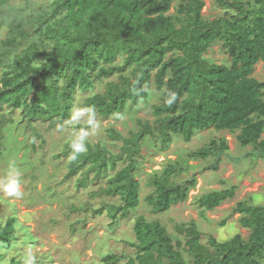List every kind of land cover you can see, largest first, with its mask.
Here are the masks:
<instances>
[{"label": "trees", "instance_id": "obj_1", "mask_svg": "<svg viewBox=\"0 0 264 264\" xmlns=\"http://www.w3.org/2000/svg\"><path fill=\"white\" fill-rule=\"evenodd\" d=\"M13 1L0 0V157L5 158L9 148L24 147L17 138L7 143V131L21 130L14 124L17 112L36 149V140L42 137L37 123L53 126L68 121L79 93L87 95L84 106L104 118L124 115L146 101L153 82L161 94L155 125L142 121V129L129 136L111 129L113 142H122L118 153L106 141L89 140L88 151L70 161L68 140L62 153L68 159L64 181L74 179L76 187L83 188L105 179L107 187L100 186L93 196L107 193L120 199L95 207L92 202L90 208L74 202V211L107 210L111 224L119 226L121 219L138 210L143 203L140 150L147 134L168 149L175 134L190 142L211 128L240 131L241 145L253 147L244 157L264 160V81L253 77L257 64L264 62V0H214L222 10L215 19L204 17L205 0H24V5ZM176 2V12L171 13ZM217 42L231 56L230 64L206 57ZM116 75L119 80L111 81L106 92H94L99 81ZM168 91L177 93L171 107L164 102ZM229 150L226 140H214L191 157H214L207 169L217 171ZM122 162L126 164L120 168ZM185 172L183 165L169 164L149 174L154 191L145 203L154 214L189 199L197 180L180 182ZM238 189L239 184H231L204 193L196 202L214 211L235 198ZM259 200V195H252L230 214L241 215V226L250 230L248 237L237 233L220 241L211 236L203 243L197 221L185 222L177 224L182 236L177 249L165 225L138 215L135 235L125 238L134 253L120 255L110 242L97 251L103 264H264V205ZM14 207L0 195V245L6 248L5 254L0 252V264H22L26 255L19 246L37 241L26 226L25 237L18 234ZM227 223L225 219L221 226Z\"/></svg>", "mask_w": 264, "mask_h": 264}, {"label": "rangeland", "instance_id": "obj_2", "mask_svg": "<svg viewBox=\"0 0 264 264\" xmlns=\"http://www.w3.org/2000/svg\"><path fill=\"white\" fill-rule=\"evenodd\" d=\"M13 2L18 5L25 4L24 0ZM205 2L204 17L215 19L222 13V10L215 6L214 0H205ZM176 9L177 2L174 3L171 13H175ZM206 57L220 64L232 62L231 56L220 42L211 46ZM253 77L264 81L263 61L257 64ZM118 80L119 76L116 75L99 81L94 92H106L109 83ZM148 90L152 96L141 102L135 109H129L124 114L123 120L116 117L94 116L97 127L90 129L89 140L94 143L106 141L110 148L118 153L121 151L122 142H113L112 128L129 136L132 132L137 133L142 129V123H140L142 121L155 125L158 117L154 110L155 105L160 101L161 94L156 90L154 82ZM93 93L89 92L88 95ZM86 96L84 93H79L75 105L85 107L83 103ZM15 116L18 121L14 124L21 125V130L7 131L6 135L9 137L7 143L11 145L17 138L24 147L20 148L19 144L15 149L9 148L5 158L0 157V177H3L9 162L15 161L23 173L24 196L17 200L6 197L2 192L0 195H4L11 204L15 205L17 216L23 221V224L19 223L17 228L18 234L24 238L23 228L26 226L29 233L37 239L35 244L31 245H20L21 241L17 243L20 245L19 249L22 254L32 252L36 256V264H103V258L97 250H100L107 242H110L112 244L110 247L115 248L114 251L120 255L132 254L134 253L133 247L125 241V238H132L135 235L134 220L138 215H145L150 220H159L165 225L174 237V245L177 249L179 248L177 239L182 238L177 224L185 222L197 221V225L203 231V243H208L211 236L220 241L230 239L237 233L248 237L250 230L241 226V215L232 216L230 214L239 202L252 195H259L261 197L259 203L264 205V160L244 157L248 152L253 151V147L241 145L238 139L240 131L233 133L211 128L200 131L190 142L186 141L183 136L175 134L168 149H163L161 142L155 140L150 134L144 137L140 150L142 164L138 174V178L142 180L143 203L128 218L121 219L119 226L118 223L111 224L112 219L107 210L102 214H96L92 209L74 211L72 209L74 202L78 203L81 208H90L92 202L95 207L100 205L101 201L119 202L120 200L117 195L111 196L107 193L93 196L100 186L107 187L105 179L102 182H92L83 188L76 187L74 179L64 181L68 172V159L62 153L66 147L68 148V140L79 131L80 127L86 126V121L78 125L66 123L63 131H58L57 125L38 122L37 129L42 137L37 138V148L34 149L31 147V138H28L29 131H24L23 128L27 127L26 124L18 118L20 113L17 112ZM214 140H226L230 146V150L223 156L220 169L217 171L207 169L214 162V157L209 159L191 157L194 152L210 145ZM125 164L120 163V168ZM169 164H181L186 168V172L179 176L180 182L184 179L196 178L197 185L191 190L188 200L174 205L168 212L154 214L152 207L145 203L146 197L154 191L149 174L162 171ZM231 184H239L236 197L226 201L216 210L207 211L197 204V197L207 192L223 189ZM6 211L7 214L11 213L9 208ZM225 219H228V223L222 227L221 223ZM116 236L121 238V241H118ZM183 244L186 246V238ZM0 252L2 254L6 252V248L2 245H0ZM11 252L15 251L11 250Z\"/></svg>", "mask_w": 264, "mask_h": 264}, {"label": "clouds", "instance_id": "obj_3", "mask_svg": "<svg viewBox=\"0 0 264 264\" xmlns=\"http://www.w3.org/2000/svg\"><path fill=\"white\" fill-rule=\"evenodd\" d=\"M176 101L177 93L174 91H168L164 101L165 104L168 107H171ZM115 116L117 119H124V115L122 113H116ZM82 121H86V126L80 127L79 131L72 136L69 142V147L71 149L69 153L70 161H76L81 154L86 153L89 149V137L91 135L90 129H95L97 127L93 110L90 107L73 106L69 120L64 123L57 124V130L63 131L66 123L78 125ZM22 178L23 173L17 166L16 162L10 161L3 177H0V192L9 198H15L17 200L23 198L24 190ZM18 221L20 223L23 222L19 218ZM22 264H36V256L32 252H28L26 257L23 259Z\"/></svg>", "mask_w": 264, "mask_h": 264}]
</instances>
